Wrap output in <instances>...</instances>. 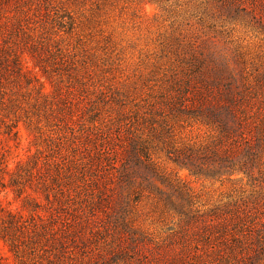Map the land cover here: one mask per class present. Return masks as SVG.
<instances>
[{"label": "rangeland", "instance_id": "374dc122", "mask_svg": "<svg viewBox=\"0 0 264 264\" xmlns=\"http://www.w3.org/2000/svg\"><path fill=\"white\" fill-rule=\"evenodd\" d=\"M0 12L7 25L30 12L46 41L47 73L28 51L21 63L56 117L43 134L0 121V206L38 224L26 264H264V189L222 170L244 143L238 126L222 150L225 95L238 97L227 83L250 82L241 102L262 106L264 0H0ZM0 256L20 264L4 244Z\"/></svg>", "mask_w": 264, "mask_h": 264}, {"label": "trees", "instance_id": "16d2710c", "mask_svg": "<svg viewBox=\"0 0 264 264\" xmlns=\"http://www.w3.org/2000/svg\"><path fill=\"white\" fill-rule=\"evenodd\" d=\"M2 15L3 12H0V16ZM7 17L11 25L0 21V37H2V44L0 45V121L5 125L7 132L11 133L17 127L18 122L24 118L27 122L34 124L35 128L43 134L41 123L46 121L51 124V121L56 118L53 116V108H48L52 102L49 101L50 97L38 88L37 77L31 76L30 72L24 70L21 54L25 51L32 53L40 67L47 73L48 68L47 65L45 66L46 57L44 56L46 41L38 32L35 22H30L32 20L30 12H15L7 15ZM236 83L237 79L232 78L227 83V89L228 92H234V89H237V99L233 98L232 100V95L226 94L225 97L229 105H222V150L224 138H230L238 126L243 128L239 134L244 143L241 145V152L235 160H229L222 153V170L224 174L230 175L242 173L252 181V184L259 185L264 189V97L261 98L262 106L253 112L248 108V105L244 106L241 101L254 98L250 89L255 88L250 82H243L242 87L246 91L244 93L238 90L239 86ZM257 85L263 86L260 82ZM240 102L241 104H239ZM235 104L240 114L239 117L236 115V109L232 107ZM230 117L236 121L232 126L228 123ZM209 150H211L210 147H206L202 153H208ZM216 153L218 154V152ZM4 159L5 154L0 148V173L5 172L6 169ZM32 162L33 166L30 165ZM35 167H38V162L31 161L24 168L25 174H18L16 178H12L11 186L18 188V191H23L32 176L30 172ZM49 198L50 196L47 194L46 199L49 200ZM262 202L264 204V198ZM262 202L258 201L260 204ZM240 212L244 214V217L240 218L244 223L236 240H245L244 242L248 243L251 234H245V227L250 226L247 220L250 216L245 210ZM37 230L38 224H29L27 220H23L22 217L4 210L0 206V249L2 244L7 246L9 251L13 252L16 258L20 260V264L27 262L25 246H23L26 241L25 235L28 233V238L29 232L38 235ZM19 232L23 236H20ZM255 248L259 254L264 250L261 245ZM0 264H4V259L1 256Z\"/></svg>", "mask_w": 264, "mask_h": 264}]
</instances>
